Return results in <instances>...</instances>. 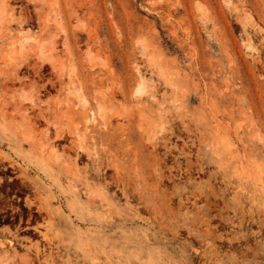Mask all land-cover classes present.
<instances>
[{
	"label": "rangeland",
	"instance_id": "1",
	"mask_svg": "<svg viewBox=\"0 0 264 264\" xmlns=\"http://www.w3.org/2000/svg\"><path fill=\"white\" fill-rule=\"evenodd\" d=\"M0 168V264H264V0H0Z\"/></svg>",
	"mask_w": 264,
	"mask_h": 264
},
{
	"label": "flooded vegetation",
	"instance_id": "2",
	"mask_svg": "<svg viewBox=\"0 0 264 264\" xmlns=\"http://www.w3.org/2000/svg\"><path fill=\"white\" fill-rule=\"evenodd\" d=\"M2 177L3 176H0V180ZM15 178H16L15 176L14 177H12V176L8 177V181L13 182V184L8 185L7 187L2 186L1 181H0V201L1 200L10 201V200H14V199H15V201H21V200L25 199V197L23 198L22 195L26 194V187L21 183V181L20 182L15 181ZM3 182H4V180H3ZM11 193H13V194H11ZM24 206H26V204ZM13 207H21V206L20 205L11 206V204L9 203L5 207H0V229H3V227L5 226V224L3 223L5 221V219L7 217H9L11 214L18 211V209L17 210L13 209ZM38 213H39L38 209L34 210L33 213H30L29 211L23 210L21 214L19 213L18 218H19L20 222L27 224V223H31L30 220H37V218L39 216ZM13 218L14 217H10V219H13ZM28 228H34V226H25L24 230H27Z\"/></svg>",
	"mask_w": 264,
	"mask_h": 264
},
{
	"label": "bare ground",
	"instance_id": "3",
	"mask_svg": "<svg viewBox=\"0 0 264 264\" xmlns=\"http://www.w3.org/2000/svg\"><path fill=\"white\" fill-rule=\"evenodd\" d=\"M141 80H142V78H141ZM144 83V82H143ZM143 84H140V86L138 87V89L136 90V93H142V92H144V85L142 86ZM162 138V137H161ZM161 141H162V139H161ZM161 143V142H160ZM163 144V143H162ZM165 145V144H164ZM166 146V145H165ZM155 150V149H154ZM110 164V163H109ZM16 165V164H15ZM111 165V164H110ZM109 165V166H110ZM9 167V166H8ZM3 169H7V167L6 166H3V168H2V170ZM8 169H10V168H8ZM12 169V168H11ZM1 170V169H0ZM119 171V170H118ZM12 172V171H11ZM121 173V172H120ZM118 175V174H117ZM118 177H119V175H118ZM120 178V177H119ZM1 181V180H0ZM24 183V182H23ZM119 185V184H118ZM123 185V184H122ZM241 185V184H240ZM156 186H157V184H156ZM34 187V186H33ZM124 187V186H123ZM120 188V187H119ZM123 191H124V193L126 194L127 192H126V189L125 188H123L122 189ZM236 190V189H235ZM237 191V190H236ZM238 193V192H237ZM237 193L235 194L234 193V195H237ZM239 194V193H238ZM240 194H242V193H240ZM243 195V194H242ZM239 196V195H238ZM237 197V196H236ZM140 198V197H139ZM140 200V199H139ZM140 201H142V200H140ZM144 201H146V199L144 200ZM143 202V201H142ZM224 202V201H223ZM140 203V202H139ZM238 203V202H237ZM236 203V204H237ZM141 204H144V202L143 203H141ZM239 204V203H238ZM237 204V205H238ZM146 205V204H145ZM144 205V206H145ZM252 206V205H251ZM39 207H45L44 205L42 206V205H40ZM145 207H147V206H145ZM149 207V206H148ZM250 210V209H249ZM244 212V211H243ZM250 212V211H249ZM254 212V211H253ZM243 214V213H242ZM256 216V215H255ZM244 219V218H243ZM254 219H255V217H254ZM260 220V219H259ZM257 221V220H256ZM235 222H237L236 220H235ZM239 222V221H238ZM243 222V221H242ZM257 223V222H256ZM241 224V223H240ZM259 224V223H258ZM260 226H261V224H260ZM210 229V228H209ZM195 230H197V228L195 229ZM177 231V230H176ZM205 232H206V230H204ZM241 231H242V229H241ZM190 232L191 233H194V229L193 228H190ZM217 232V231H216ZM249 232H251V231H249ZM177 233H178V231H177ZM179 233H180V231H179ZM237 233V232H236ZM235 233V234H236ZM241 232L239 231V234H240ZM214 232L213 231H211V230H208L206 233H205V235H206V237H205V240L206 241H208V239H211V246L210 247H212L213 245H215V241H216V238H215V236H214ZM223 234V233H222ZM217 235V234H216ZM248 235H250V234H248ZM247 235V236H248ZM180 236V235H179ZM249 237H247V239H248ZM252 238V237H251ZM227 239V238H226ZM225 239V240H226ZM253 239V238H252ZM234 240H236V239H234ZM238 240V239H237ZM246 241V240H245ZM255 241V240H254ZM250 242H251V240H250ZM257 242V241H256ZM255 242V243H256ZM260 242V241H259ZM209 243V242H208ZM238 243V241L236 242V244ZM241 243V242H240ZM258 243V242H257ZM257 243H256V245H257ZM2 244V243H1ZM239 244V243H238ZM238 244L236 245V247L238 246ZM242 244V243H241ZM244 244H246V250H245V248H243V250H241L240 249V258H242L243 257V259H244V257H246V258H248V257H250V256H248L249 255V252H252V253H250V255H252L253 253H254V255L255 256H257V255H260L259 254V250L260 249H263L264 248V245L262 246V243L260 242L259 243V245H257V247H253L252 246V244H250L249 243V241L247 240L246 241V243L244 242ZM264 244V243H263ZM232 245V244H231ZM233 245L235 246V244L233 243ZM203 247L205 246V245H202ZM239 246H240V244H239ZM238 246V247H239ZM242 246V245H241ZM235 247V248H236ZM217 248V247H216ZM234 248V247H233ZM237 249V248H236ZM213 251L214 250H208V247L206 248V249H204V250H200V251H198L199 253H198V256H200L201 257V259L203 260V259H206V262L205 263H207V264H212V260L214 259V255H215V253L213 254ZM237 251H239V250H237ZM219 252V251H218ZM235 254H236V252H235ZM239 254H237L236 256H235V258H233L234 260H237L236 258H237V256H238ZM248 256V257H247ZM253 256V255H252ZM261 256V255H260ZM199 257V258H200ZM254 257V256H253ZM199 258H198V261H199ZM220 258V257H219ZM251 258V257H250ZM249 258V259H250ZM259 258V257H258ZM260 259V258H259ZM261 259H263V258H261ZM262 261H264V260H262ZM187 263L188 264H194V260H191V259H189V257H188V261H187ZM199 263V262H198ZM205 263H203V264H205ZM250 262H248V261H241V264H249ZM215 264V263H214ZM253 264H256V262H254Z\"/></svg>",
	"mask_w": 264,
	"mask_h": 264
}]
</instances>
